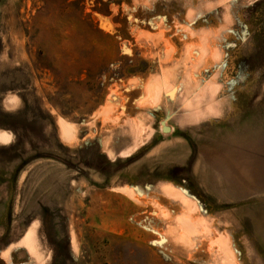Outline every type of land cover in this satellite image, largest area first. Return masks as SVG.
<instances>
[{"label": "rangeland", "instance_id": "374dc122", "mask_svg": "<svg viewBox=\"0 0 264 264\" xmlns=\"http://www.w3.org/2000/svg\"><path fill=\"white\" fill-rule=\"evenodd\" d=\"M0 264H264V0H0Z\"/></svg>", "mask_w": 264, "mask_h": 264}, {"label": "water", "instance_id": "95a60500", "mask_svg": "<svg viewBox=\"0 0 264 264\" xmlns=\"http://www.w3.org/2000/svg\"><path fill=\"white\" fill-rule=\"evenodd\" d=\"M169 127L168 126H164V131H168Z\"/></svg>", "mask_w": 264, "mask_h": 264}, {"label": "crops", "instance_id": "0c3cea01", "mask_svg": "<svg viewBox=\"0 0 264 264\" xmlns=\"http://www.w3.org/2000/svg\"><path fill=\"white\" fill-rule=\"evenodd\" d=\"M6 130H7V129H6ZM9 131H10V130H9ZM172 131H173V127H172ZM172 131H171V132H172ZM11 132H12V131H11ZM72 241H73V240H72Z\"/></svg>", "mask_w": 264, "mask_h": 264}]
</instances>
